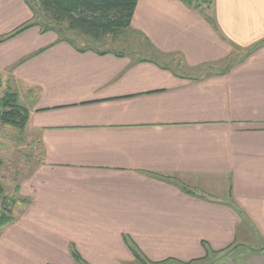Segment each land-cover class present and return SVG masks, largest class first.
<instances>
[{
	"label": "crops",
	"instance_id": "1",
	"mask_svg": "<svg viewBox=\"0 0 264 264\" xmlns=\"http://www.w3.org/2000/svg\"><path fill=\"white\" fill-rule=\"evenodd\" d=\"M212 6L209 23L138 0L131 27L156 55L134 58L61 41L30 26L28 0H0V80L40 150L0 264H139L129 246L144 264H264V248L230 257L249 232L264 241V0Z\"/></svg>",
	"mask_w": 264,
	"mask_h": 264
},
{
	"label": "trees",
	"instance_id": "2",
	"mask_svg": "<svg viewBox=\"0 0 264 264\" xmlns=\"http://www.w3.org/2000/svg\"><path fill=\"white\" fill-rule=\"evenodd\" d=\"M137 1L138 0H38L39 10L47 17L48 23L51 25L45 24L43 26L34 20V24L30 26H38L43 32H53L60 37L61 41L71 45L75 43L70 39H64L62 34L63 31L76 32L79 35L89 38L91 41H99L105 37L115 39L121 35L123 30L130 28L131 18ZM175 1H180L187 7L198 11H204L205 9L209 10L213 4V0ZM29 6L35 17V9L30 3ZM205 17L209 23H212L210 16L206 15ZM26 27L27 26L20 27L18 30H15L13 34L26 29ZM27 118L28 112L19 104L14 92H6L4 96L0 98L1 126L22 130L26 125ZM18 201L25 202V200ZM8 203L15 204V200H8V198L4 196L0 185V227L12 221L7 211ZM202 245L206 248L204 244ZM129 248H131L135 258L142 263L135 249L131 246H129ZM72 257L77 264H86L74 251L72 252Z\"/></svg>",
	"mask_w": 264,
	"mask_h": 264
},
{
	"label": "rangeland",
	"instance_id": "3",
	"mask_svg": "<svg viewBox=\"0 0 264 264\" xmlns=\"http://www.w3.org/2000/svg\"><path fill=\"white\" fill-rule=\"evenodd\" d=\"M28 2L35 9L34 20L43 26L45 24H49L47 17H45L38 8V0H28ZM212 7L209 10H204L206 15L210 17L211 14H213L211 13V10L213 9ZM62 34L64 39H70L84 49L91 48L99 49L101 51H113L114 53L130 54L134 58L148 57L150 54L156 55L155 50L150 49L147 42H145L140 36L139 31L134 30L131 27V22L130 28L123 30L121 35L115 39L105 37L99 41H91L89 38L79 35L76 32L63 31ZM159 57L163 58L162 56ZM11 88L12 87L8 82L5 83V81L3 82L0 80V98L3 97L6 92L12 91ZM39 156L40 150L34 135L28 134L24 128L19 130L0 125V185L4 196L7 197L8 200H15V204L8 203L7 205V211L9 212L8 215L12 218L11 222L20 216V213L22 212L21 209L26 203L21 201L18 202L21 198L17 193V187L30 175V172ZM248 236V240L245 242L246 246H239L236 250L230 253V257L238 263L243 259L249 250L254 251L264 248V241L260 240L257 235L255 237L253 232H249ZM219 256L220 255L217 253H209L205 259L191 264H217V262L221 259ZM161 264L180 263L169 261Z\"/></svg>",
	"mask_w": 264,
	"mask_h": 264
}]
</instances>
